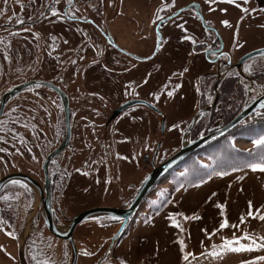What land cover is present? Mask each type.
I'll return each mask as SVG.
<instances>
[{
	"label": "rangeland",
	"instance_id": "1",
	"mask_svg": "<svg viewBox=\"0 0 264 264\" xmlns=\"http://www.w3.org/2000/svg\"><path fill=\"white\" fill-rule=\"evenodd\" d=\"M20 1L0 0V91L12 88L14 83L38 81L59 87L68 97L71 139L67 149L53 161V165L68 166L69 170L68 177L58 182L59 191L54 192L52 199L54 220L62 232L67 230L74 216L88 209L126 208L153 167L182 146L211 133L198 131V123L204 112L216 107L218 86L224 78L238 77L244 88V106L264 94V85L252 79L260 74L264 79V56L247 60L238 70L233 67L241 56L264 48V27H261L264 0H248L247 4L243 0L232 4L218 0L211 5L199 0L203 3V15L195 9L185 11L182 16L160 24L157 32V26L154 31L150 30L152 38L145 35V29L134 32L133 37L124 33V45L131 47L121 44L117 33L112 34L116 36L117 45L140 58L116 54L122 51L109 42L108 34H99L87 23L68 20L77 16L101 22L99 6L90 5L94 0H75V4L74 0H55L47 16L39 22V35L35 26L33 30L27 27L15 31L3 25L16 27L30 22L29 18L45 12L53 0H42V4L26 6L25 10L21 4L26 5L31 0ZM210 7L214 9L211 12ZM241 8L249 11L244 13ZM223 20L230 26H224ZM108 46L113 50H106ZM132 46L146 51L139 53ZM145 56L151 59H141ZM130 57L138 58L135 61L139 65L131 66ZM105 67L108 73H101ZM246 68L250 70L246 72ZM200 80L202 92L204 83L207 84L202 101L199 99ZM211 83L212 101L207 91ZM35 96L41 98L37 107L34 102L28 103ZM20 99L21 106L18 105ZM129 101H144L160 114L147 106L134 105L108 121L116 108ZM62 108V101L50 89L33 86L9 103L8 112L0 119V135L6 120L15 129L23 124L27 126L29 121L31 129L27 126L24 134L8 132V136L13 138L20 133L23 137L27 133V140L31 136L30 142L35 145L38 140L33 136L37 137L39 122L45 156L51 144L58 145L64 137ZM17 109L28 113L35 109L39 114L37 118L34 115L26 118L27 114L17 117L14 112ZM198 111L201 112L197 114ZM256 112L264 113V109ZM256 112L235 127L242 126L238 132L258 127L257 124L264 121V116H257ZM15 116V120L10 119ZM55 121H58L57 126ZM219 125L218 121L210 129L223 127ZM194 130H197L195 138L192 137ZM0 140L10 144V157L14 158L15 166H23L22 159L15 161L21 152L15 141L2 136ZM227 140L231 146L249 151L255 139L234 134ZM35 147L39 154L38 145ZM197 159L203 165L208 163L206 158ZM37 162L30 161L33 170H37ZM182 169L179 166L170 170L154 185L113 243L120 228L115 219L97 216L80 223L73 235L78 252L76 264H121L122 261L124 264H264L257 259L264 256V248L226 252L218 258L207 255L213 245L218 247L223 239L234 236L245 245L250 243L245 236L256 239L257 244L264 242L260 239L264 237V220L247 215L249 201L254 215L257 209L264 214V172L247 167L222 176L213 173L203 178V183L193 186L182 183V177L177 179ZM19 182L26 185L27 190L10 181L5 191L18 192L1 199L5 201L2 202L5 207L2 221L8 220L0 228V264H20L19 251L23 264L45 261L71 264L69 244L51 236L45 227L36 188ZM222 220L229 226L220 229ZM7 233H13L14 238ZM189 252L192 255L184 260L183 256Z\"/></svg>",
	"mask_w": 264,
	"mask_h": 264
},
{
	"label": "water",
	"instance_id": "2",
	"mask_svg": "<svg viewBox=\"0 0 264 264\" xmlns=\"http://www.w3.org/2000/svg\"><path fill=\"white\" fill-rule=\"evenodd\" d=\"M264 54V48L251 51L243 56H241L237 63L233 65L235 69H240L241 66L249 59H252L254 57L262 56ZM34 85H41L45 86L49 89H51L53 92H55L59 98L61 99L63 103V111H64V120H65V127H66V135L62 142V144L52 151L45 159L43 163V170L45 175V180L43 187H41L38 183L34 182L30 178L24 175L20 174H12L8 175L0 180V189L7 184L8 182L12 180H22L25 182H28L32 184L37 190L39 194V199L42 204V213L44 218V224L48 231V233L53 236L54 238L64 241L69 244L71 248V264H76L78 252L76 245L74 243L73 235L79 226L80 223L92 219L97 216H108L112 219H115L117 221L121 222L120 228L115 234V236L112 239V243L119 237L123 229L125 228L126 224L131 220L134 213L137 211L140 203L142 200L146 197V195L150 192V190L154 187V185L162 178L166 173H168L170 170L175 168L181 161H183L187 156L193 154L197 150L204 147L206 144H209L222 135L228 133L233 128L238 126L244 119H246L248 116L252 115L254 112L258 110H263L260 108V102L264 100V94L259 96L258 98L254 99L252 102H250L248 105H246L228 124L224 125L223 127L216 129L212 131L211 133L196 138L195 140L189 142L188 144L181 147V149L172 155L170 158L166 159L164 162L159 164L156 167H153L152 171L146 176L144 181L142 182L141 186L137 190L134 198L126 208H92L88 209L76 216H74L69 224L67 225V230L65 232H62L59 230L58 226L56 225L54 221V211L52 209V201H51V195L49 192L50 188V182L47 177V165L48 163L58 154L62 153L68 146L70 139H71V130L69 125V103H68V97L64 94L62 90H60L58 87H56L53 84L46 83V82H28L25 84H22L11 91H8L5 93L1 99H0V115L2 113V110L4 108V104L6 102L8 95H15L18 92L22 91L23 89L34 86ZM134 105H144L147 106L149 109H151L154 112L159 113V111L153 107L152 105L144 102V101H129L118 108H116L113 112L111 117L108 119V121L113 120L116 116H118L120 113H122L127 108L134 106ZM201 111H198L197 114H199ZM160 114V113H159ZM193 123H191L190 128H192ZM164 130V122L161 123V132ZM189 132V131H188ZM160 147V143L157 145V149L154 153L158 151ZM21 252L18 253V259L20 264L22 263V257Z\"/></svg>",
	"mask_w": 264,
	"mask_h": 264
},
{
	"label": "trees",
	"instance_id": "3",
	"mask_svg": "<svg viewBox=\"0 0 264 264\" xmlns=\"http://www.w3.org/2000/svg\"><path fill=\"white\" fill-rule=\"evenodd\" d=\"M256 58L259 59L260 57ZM252 79L259 85H264V79L261 78V74L252 77ZM239 82L238 77L228 76L219 83L216 107L211 109V111L202 114L201 119L199 120L200 123H198V125L200 124L198 131L202 130L203 132L209 133L214 130L210 129V127L218 121L220 122V127L228 124L245 107L243 104L245 101L244 88L242 83ZM201 83L202 81L200 80V101H202L203 97L206 95L205 85H207L204 83V91L202 92ZM208 87L209 89L207 91L211 94L212 101L214 97V92L211 90L212 83L208 85ZM203 106L204 105H202V107ZM257 125L259 126L252 127L246 132H244V130L238 132L242 129V126L240 128H233L228 133L194 152V154L190 155L175 167L182 166L183 168L181 175L177 176V179H179L178 177H182V183L194 186L199 184L201 180L209 174L240 171L247 168L250 163L256 162L261 155H264V148L254 146L249 151H241L231 146V143L227 138L232 137L234 134H238V136H246L249 140L264 136V121H260ZM196 133L197 130H194L192 134L193 138H195ZM197 157L206 158L208 163L204 165L199 163ZM23 248L26 250L27 244L24 245Z\"/></svg>",
	"mask_w": 264,
	"mask_h": 264
},
{
	"label": "flooded vegetation",
	"instance_id": "4",
	"mask_svg": "<svg viewBox=\"0 0 264 264\" xmlns=\"http://www.w3.org/2000/svg\"><path fill=\"white\" fill-rule=\"evenodd\" d=\"M21 1H25V0H21ZM20 1V2H21ZM27 1V0H26ZM55 0L52 1V3L54 2ZM26 3V2H24ZM52 3H50L48 6H47V11H49L52 7ZM38 4H42V0H31V3H28L26 5H23L21 4V6L23 7V10L26 9V6H29V7H35V6H38ZM46 14V13H45ZM45 14L41 13L39 16L37 17H34V18H29L28 20L30 22H24V23H21L19 25H17L16 27H12L11 24H6V25H3V28H7V29H11V30H20V29H24V28H27V27H30L31 30L32 27L35 26V30H36V33L38 32V35H39V31L41 29V24H39L40 20L43 19V17H45ZM64 14L67 16V9H65L64 11ZM47 16V15H46ZM69 21H71V18H68ZM2 27V26H1ZM37 28V29H36ZM205 45V44H204ZM219 47V46H218ZM221 47V46H220ZM219 47V48H220ZM211 52V51H210ZM221 53V52H220ZM126 55L130 56L129 54L126 53ZM216 59V58H215ZM22 82H18V83H14L11 87L12 88H8L6 91H0V99L1 97L7 93L8 91H11L12 89H14V87L16 88L18 85L20 86ZM34 86H41V85H34ZM33 86H29L25 89H23L22 91L18 92L17 94L15 95H8L7 96V99H6V102L4 104V108L2 110V113L0 115V119L5 116V114L8 112L7 111V108H8V105L11 101H13V99H15L17 96H20L23 92L27 91L28 89L32 88ZM45 87V86H44ZM57 87V86H56ZM47 88V87H46ZM59 88V87H58ZM49 89V88H48ZM51 90V89H50ZM52 91V90H51ZM53 92V91H52ZM55 93V92H53ZM55 95L59 98V96L55 93ZM39 99H41L40 97L36 98H33L31 100L28 101L29 104H31L32 102H34V105L37 107V103L40 101ZM60 99V98H59ZM39 100V101H38ZM61 100V99H60ZM18 105L21 106V99L18 101ZM29 110H31L29 108ZM62 111H63V108H62ZM19 117L22 115L25 116L26 114V118L27 117H31L32 115H34L36 118L39 114L38 110H33L32 112L28 113L26 110H22V109H17L16 111H14ZM25 114V115H24ZM63 116H64V111H63ZM16 116L15 117H12L10 119H13L15 120ZM27 126L29 129H31V125L29 121H27ZM56 123V126L58 124V121H55ZM69 125H70V114H69ZM27 126H24V124L21 126L20 129H15L14 125L8 120H6V124L4 126V131L2 132V134L0 135V137L2 136V138H7L8 140H13L15 141L14 144L17 145L21 152H20V156H17L15 159V161H17L18 159H22L23 160V166L21 167H17L15 166L14 162L12 161L14 158H11L10 155L11 153L9 152L10 149H11V146L10 144L7 142V141H1L0 140V180L8 175H12V174H20V175H24V176H27L28 178H30L31 180H33L34 182L38 183L41 187H43V184H44V180H45V175H44V170H43V163L46 159V157L52 152L54 151L55 149H57L63 142L64 138H65V135H66V127H65V120H64V128H65V134H64V137L62 138V142H60L58 145H54L52 146L51 144V148H50V151H48L45 156H43V152H42V131H41V127L39 126V122L37 123V137L36 135L34 134V140H38L35 145H32V143L30 142V139H31V136H29V141L27 140V133L22 137V135L20 133H23L25 132ZM20 132V133H17V135L15 137H10L8 136V132H11L10 134H14V132ZM22 137V138H21ZM18 141H16V139ZM56 135H55V140L56 139ZM2 143H6L9 147H5L4 144ZM70 143V142H69ZM36 144L38 145L37 148L38 149V152L39 154L37 153V150H36ZM48 146V145H47ZM69 146V144H68ZM67 146V147H68ZM53 147V148H52ZM48 149V148H47ZM67 149V148H66ZM65 149V150H66ZM64 150V151H65ZM63 151V152H64ZM62 152V153H63ZM61 154V153H60ZM58 154V155H60ZM57 155V156H58ZM55 156L47 165V177H48V180L50 182V188H49V192H50V195H51V201L53 199V194L54 192L56 191H59L57 189L58 187V182L60 180H63L65 177H68V166H66V168L63 166V165H58V164H55L53 165V161L55 160V158L57 157ZM37 170H33L32 166H31V163L30 161H37ZM12 161V163H11ZM58 163V161H57ZM29 164V166H28ZM13 181V180H12ZM18 181H22V180H18ZM23 183H28V182H25V181H22ZM9 183L8 182L7 184H5L1 189H0V221H2V211L5 210V207H2V202L4 203L5 201H1L2 197L5 196V195H11L13 193H17L18 191L16 190H7L5 191V189H7L9 187ZM30 184V183H28ZM31 186H33L32 184H30ZM34 187V186H33ZM36 193H38V190L36 189L35 191ZM24 194V193H23ZM22 194V195H23ZM38 197H39V194H38ZM52 203V202H51ZM129 205V204H128ZM128 207V206H126ZM6 208H9V207H6ZM41 208H42V204H41ZM125 208V207H123ZM53 209V208H52ZM9 211V210H7ZM5 212V211H4ZM8 220V218H4V221H2V223L4 224L6 221L5 220ZM117 221V220H115ZM119 223V225H121V222L120 221H117ZM2 223H0V228L2 227ZM118 239V238H117ZM116 239V240H117ZM115 240V241H116Z\"/></svg>",
	"mask_w": 264,
	"mask_h": 264
},
{
	"label": "crops",
	"instance_id": "5",
	"mask_svg": "<svg viewBox=\"0 0 264 264\" xmlns=\"http://www.w3.org/2000/svg\"><path fill=\"white\" fill-rule=\"evenodd\" d=\"M75 4V0L72 1ZM173 2V3H172ZM55 1L51 4L52 7ZM92 6H99V15L101 18V22H96L92 18H80L77 16H73L74 18L71 19L72 22H80V23H87L93 29H96L97 32L100 34L101 32L105 33L104 35L107 36L108 40L111 44H115L122 52H117L116 54L120 53H128L137 56L136 54L129 52L127 49L120 47L115 42L116 36H112L113 33H117L116 35L119 37L121 44L123 43L122 36L124 33H128L127 37H133V33H138L145 29V35H148L152 38L150 30L154 31V27H160L163 23L167 22L170 18L185 14V11H189L190 9H195L199 13L202 14L203 3L199 0H94L90 3ZM167 5V7H165ZM51 7V9H52ZM50 9V10H51ZM158 9H163L162 11H158ZM49 10V11H50ZM209 10V8H208ZM49 11L42 12L46 15ZM211 12V11H209ZM195 14L193 13L192 16ZM123 16V17H122ZM161 17L162 19H157V17ZM43 17V19L45 18ZM42 20V19H41ZM196 21V19H194ZM93 23L94 25H91ZM161 24V25H160ZM145 27V28H144ZM107 30V31H106ZM121 34V35H120ZM126 43V41H125ZM113 44V45H114ZM124 45V43H123ZM125 47H131L126 46ZM132 48L139 53L144 54L143 52L146 51L145 48L139 49L138 47ZM106 50L111 51L113 50L112 47L108 46ZM122 55V54H121ZM123 56V55H122ZM125 57V56H124ZM153 57V56H152ZM117 59V57H116ZM132 59L129 63L131 66L135 67L138 64L135 59L138 58H129ZM143 60H149L151 57H141ZM140 60V59H139ZM101 69V68H100ZM100 72V71H99ZM101 73H108V69L105 67L101 70Z\"/></svg>",
	"mask_w": 264,
	"mask_h": 264
},
{
	"label": "snow or ice",
	"instance_id": "6",
	"mask_svg": "<svg viewBox=\"0 0 264 264\" xmlns=\"http://www.w3.org/2000/svg\"><path fill=\"white\" fill-rule=\"evenodd\" d=\"M7 2V0H5V3ZM69 2H71V0H69ZM218 0H206V3H208L209 5L217 3ZM219 2H225V3H235V0H219ZM244 4L248 3V0H243ZM237 7H241V5L237 4ZM165 7H167V5H165ZM163 9H158V11H162ZM214 9H212L211 7L209 8V11H213ZM241 10L244 13H247L249 10L247 8H241ZM224 11V10H222ZM252 11H255V9H253ZM264 11V10H261ZM56 12L53 9V15H55ZM157 19H162L161 17H157ZM221 23L226 26L229 27V22L227 20H223L221 21ZM261 27H264V25H261ZM239 46V45H237ZM221 55L223 56V53H221ZM262 56H264V54H262ZM74 63V61H73ZM250 69L246 68L245 71L248 72ZM184 71H187V69H185ZM177 87H179V85H177ZM245 89H247V85H245ZM169 96L172 95V92H168L167 93ZM260 108L264 109V100H262L260 102ZM255 115L257 116H264V113L261 112H256ZM254 146L260 147V148H264V136H260L259 138L255 139L253 142ZM249 168H251V170L253 171H262L264 172V155H261L258 160L256 162L250 163L248 165ZM216 175L218 176H222L224 175L223 172H217ZM204 181L201 180V183H203ZM11 183L13 185H19L20 187H24L27 190V186L26 185H22L20 184L19 181L13 180L11 181ZM221 215H223V212H221ZM247 215L250 217H254V218H259L261 220H264V214L260 213V210L257 209L256 210V214L254 215L253 211H252V202L249 201L248 203V212ZM169 219H171V217H169ZM0 223H2V221H0ZM240 223L243 224L244 223V219L243 217H241ZM228 222L226 220H222L219 224V228L220 229H224L226 227H228ZM237 227L239 225H236ZM7 235H9L10 237H13V233H7ZM244 239L246 240H250V243L245 245V244H241L239 242V239L236 238L235 236L232 239H223L222 244H220L218 247L216 245L212 246V250L207 254L208 256L212 257V258H218L222 255H224L226 252H235V253H239L241 251H254L257 250L258 248H264V242L257 244L256 239H252L250 236H245ZM261 240H264V237L260 238ZM181 251H184V247H183V243L181 242ZM85 255H87L88 253L85 252ZM192 253H187L186 255L183 256L184 260H187L189 256H191ZM202 255H204L202 253ZM260 261H264V256H260L257 258ZM40 264H47V262H40ZM121 264H124V262L122 261ZM245 264H247V262H245Z\"/></svg>",
	"mask_w": 264,
	"mask_h": 264
},
{
	"label": "bare ground",
	"instance_id": "7",
	"mask_svg": "<svg viewBox=\"0 0 264 264\" xmlns=\"http://www.w3.org/2000/svg\"><path fill=\"white\" fill-rule=\"evenodd\" d=\"M59 230H60V228H59ZM60 231H62V230H60Z\"/></svg>",
	"mask_w": 264,
	"mask_h": 264
}]
</instances>
